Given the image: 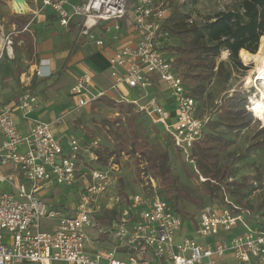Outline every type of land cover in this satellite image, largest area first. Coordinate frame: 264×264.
<instances>
[{
	"label": "built area",
	"instance_id": "obj_1",
	"mask_svg": "<svg viewBox=\"0 0 264 264\" xmlns=\"http://www.w3.org/2000/svg\"><path fill=\"white\" fill-rule=\"evenodd\" d=\"M41 9L52 10L64 28L82 19L83 35L101 23H106L107 33L120 32L119 23L132 16L138 41L112 51L108 60L113 82L110 91L119 94L117 102L132 106L153 125H161L175 149L198 172L193 150L211 118L199 116L198 100L163 51L173 40L162 27L170 14L169 4L138 0L131 7L130 0H88L83 4L41 0ZM111 22L114 24L107 25ZM15 34L16 30L6 33L0 22V62L5 55L14 59ZM96 45L107 47L103 39H96ZM50 66L49 59L42 60L35 74L51 77ZM160 84L168 94L165 103L152 92ZM123 88L135 98H127ZM70 94L76 105L61 118L91 106L106 97L107 91L95 90L92 77L83 75ZM37 104L38 97L30 91L13 103H0V183L11 188L0 191V264H264V229H251L238 205L225 199L220 210L206 206L191 225L192 220L161 194L158 180L146 172V163L140 165V193L109 200L111 172L85 165L77 138H68L67 152L51 123L34 121L26 134L20 131L16 111L26 117ZM86 147L98 161L99 142ZM251 184L253 194L264 191V181ZM57 186L76 187L75 202L58 204L41 198L39 192ZM185 222L194 236L189 230L184 232ZM238 227L245 230L233 235ZM90 231L96 240L91 239Z\"/></svg>",
	"mask_w": 264,
	"mask_h": 264
},
{
	"label": "rangeland",
	"instance_id": "obj_2",
	"mask_svg": "<svg viewBox=\"0 0 264 264\" xmlns=\"http://www.w3.org/2000/svg\"><path fill=\"white\" fill-rule=\"evenodd\" d=\"M74 1L80 3L84 0ZM155 1L160 3L165 2L169 4V7L171 6L169 0ZM237 1L176 0L175 2L186 3V11L191 13L192 21L205 23L213 18L216 13L227 8H232ZM137 2L138 0H130V6L133 7ZM12 7L16 10H23L25 5H18L13 0H0V22L3 23L7 32L13 31L11 25L14 23L17 26V31L31 25V31L29 30V33L34 43V55L31 56L27 52L23 41H16L15 34L13 46L14 59H8L5 55L0 62V103L8 104L6 102L16 101L20 95L29 91L24 86V83L27 79L35 76L33 71L38 64L37 58L39 51L42 50L40 49V43L41 41L50 39L49 44L51 50L44 52V55L49 53L53 58L55 57L58 72L52 79L43 80L39 87L32 93L38 96L41 103H53L54 111H58V113L63 112L61 110L68 109L69 105L74 106L76 101L69 95V88L74 77L77 76V72L74 68L70 69L71 67L67 66V59L72 54L82 53L85 55L88 52H92L93 49L103 52L105 48L96 45L97 35L94 33L102 31L106 23H101L89 35H83L80 28L74 31H68L66 28L61 27L56 17L48 9H41V4L37 0H27L28 11L26 13H17ZM35 11L40 15L34 13ZM42 17H46L45 24ZM120 25L119 36L123 33V27L128 25L134 28L135 31L133 32L130 29V32L134 33L132 38L134 39L135 37V39H138L139 34L135 29L132 16H128L127 19L121 21ZM106 43H108L107 40ZM177 43L173 39L163 48V51L173 61L175 67H177L174 62L175 53L166 50V47L169 45L176 46ZM42 54L40 53V56ZM240 59L247 69L234 71L231 78L226 82L218 76H215L211 81L205 83L206 91L201 101L202 109H198L199 116H209L212 119H216L217 109L222 105V103H219L226 97L241 93L248 101L246 110L252 114L254 119L252 125L244 130L232 132L224 126L219 127L217 130L226 139L233 142V145L221 156V165L227 172L228 177L225 181L220 182L222 184L220 189L215 187V185H219V182H206L207 179L198 174L193 166L194 164L187 162L185 157L176 151L161 125L155 126L149 120L141 118V120L136 121L138 126L137 133L134 136L129 127V120L133 114L118 115V113H121L120 109L102 104L99 101L78 113L79 118L67 126L68 131L66 132L79 140V144L82 147V160L85 162V165L97 169L104 168L111 172L113 183L108 190L109 200L117 196L120 198H128V196L132 197L134 194L140 193L143 180L138 166L141 165L140 160L144 161L145 159L141 151L160 153L168 150L170 163L180 189L178 205L188 217L194 218L190 222L191 225L197 222L201 210L204 207L212 206L220 210L226 205L225 199H229L241 208L244 212L245 222L251 229H259L264 225V191L253 194L251 184L253 180H258V178L264 181V150L248 151V147L251 145L255 135L264 126V117H258L253 110V100L261 98V91H264V83L263 81H257L258 69L261 67L260 63L256 59L247 63L241 54ZM228 60L229 53L223 52L219 61L227 62ZM190 86L195 87L193 84H190ZM157 90L160 94L157 96L158 98L168 99L164 90ZM125 95L129 99L135 98L129 91ZM75 114L77 115V113ZM105 120L111 121L118 132L124 133V137L126 140L128 139L127 146L131 147L130 149L133 152L136 151L134 154H129L124 151L120 156L114 155L110 157L105 163L92 159L86 146L93 141L99 142V148L96 151H110L115 147L116 141L102 123ZM170 123L172 122L170 121ZM206 131L208 130L206 129ZM135 138L138 139L135 140ZM65 149L67 152L69 151L68 146ZM95 153L97 154V152ZM159 186L160 192H162L160 183ZM5 190L11 191V188L6 183H0V191ZM39 194L41 198L53 200L58 204L73 203L78 197L76 187L70 188L65 186H57L49 191H41ZM164 197L171 202L169 198ZM188 217L187 219H189ZM44 222L43 224L46 223ZM190 224L185 222L184 232L185 230H189V235L194 236L195 232ZM244 230L242 227H238L232 231V234H240ZM89 233L91 239L96 240L94 231H90ZM92 247L99 248L98 244H93Z\"/></svg>",
	"mask_w": 264,
	"mask_h": 264
},
{
	"label": "trees",
	"instance_id": "obj_3",
	"mask_svg": "<svg viewBox=\"0 0 264 264\" xmlns=\"http://www.w3.org/2000/svg\"><path fill=\"white\" fill-rule=\"evenodd\" d=\"M169 1L170 14L163 20L162 27L178 43L176 46L166 47V50L175 53L176 69L182 73L189 88L190 84L195 85L191 87L190 92L198 100V109L201 110V101L206 91L205 83L215 76L223 79L224 82L228 81L234 71L247 69L240 59V54L242 56L246 53L253 55L259 53L260 41L264 36V0H238L232 8L216 13L205 23L192 21L191 13L186 11V3H176V0ZM76 27V25H71L69 28ZM16 41H23L27 52L31 56L34 55V43L29 32L24 31L23 28L19 30ZM223 52L229 53L227 62L219 61ZM40 81V77L35 74L29 91L34 92ZM98 101L120 109L121 113L118 115L132 113L129 127L133 135H136L138 126L136 121L144 119V116L137 113L132 106L119 103L108 96ZM247 105L248 101L241 93L223 99L222 105L217 109L216 119L209 120L206 126L208 131L205 130L203 138L194 147L193 157L199 175L206 178V182H219V185H215L217 189L222 187L220 182L228 177L221 165V156L233 145L231 140L226 139L217 130L221 126L232 132L249 128L254 119L252 114L246 110ZM102 123L113 136L116 144L113 150L96 151L98 161L105 163L110 157L120 156L124 151L129 154L136 152L127 146L128 139L126 140L124 133L114 128L111 121L105 120ZM252 150H264V126L259 129L249 145L248 151ZM141 152L145 159L140 161L146 163V172L161 184V194L171 200L179 213L188 217L178 205L180 189L170 163L168 150L160 153H148L145 150ZM138 169L141 172L140 165ZM258 180L262 182L263 179L258 178ZM188 218L194 219L193 217ZM260 228L264 229V225Z\"/></svg>",
	"mask_w": 264,
	"mask_h": 264
},
{
	"label": "crops",
	"instance_id": "obj_4",
	"mask_svg": "<svg viewBox=\"0 0 264 264\" xmlns=\"http://www.w3.org/2000/svg\"><path fill=\"white\" fill-rule=\"evenodd\" d=\"M37 1H39L41 4V0H37ZM69 1L72 4H83V3H86L88 0L81 1L80 3H76L74 0H69ZM13 10L17 13H26L28 11V7H27V5H25V8L23 10H16L14 8H13ZM48 10L56 17V20H57L58 24L60 25L58 17L56 16V14L52 10H50V9H48ZM34 13H36L37 15H40V14H38L37 11H35ZM42 18H43V22L45 24L46 17H42ZM81 23H82V19L77 18L71 23V25H76L77 27L74 29H70V28H66V29L68 31L69 30L74 31L77 28H80ZM113 24L114 23L111 22L107 25H113ZM30 26L31 25L25 27L23 30L26 29V32H30L31 31ZM11 27H12L13 31L16 30V36H17L19 34V30L17 31L16 24H12ZM105 27H106V25H105ZM105 27L102 28V31L98 32L97 31L98 29H97V30H95L97 32H95V31H94L95 33L93 32L95 35H97V37H96L97 39H103L105 41V43H106V40L108 41V43H106L107 47L103 50V52H99V51H97V49H93L92 52H88L85 55L82 53L81 54H72L69 57V59H67L68 60L67 66L71 67L70 69L74 68L75 71L77 72V76L74 77V80L72 81V84L69 88V95H71L70 94L71 88L75 84L78 77L83 76V75H90L92 77L93 87L95 90L107 91V96L109 94L108 97L111 98L112 100H118L119 99V94L117 92L110 91V88H111V85L113 82H112V79H111L110 74H109L108 60H109L113 50H115V49H117L120 46L125 45V44H134L138 41V39H135V37H134V39L132 38L134 33H131L130 29H132L133 32H135V31H134V28H131L128 25L123 27V33L121 34V36H119L120 32L107 33L105 30ZM5 32L10 33V32H7L6 29H5ZM102 36H104V37H102ZM114 36H118V39L115 40ZM49 40L41 41V43H40V49H42V50L39 51L38 58H37L38 64L35 66L33 73L35 75V71L37 70V68L40 65L42 60L49 59L50 63H51L50 68H51L53 74L49 78H44V79L40 78L41 81H40L39 85L41 84V82L43 80L52 79L55 76V74L58 72L57 71L58 69L56 67L57 63H56L55 57L53 58L51 56V54H49V53L44 55V52H49L51 50ZM40 53L41 54L43 53V54L40 56ZM33 78L31 77V78L27 79V81L25 83L23 82L24 86L27 87L28 90L31 89ZM39 85H38V87H39ZM157 89H162V90L166 91L164 89V86L160 84V85H158L157 88L155 87L152 91L153 94L156 96L160 95L159 92H157L158 91ZM127 91H128L127 89L123 88L121 92L125 95L127 93ZM131 95H133V94H131ZM167 96H168V94H167ZM39 100L40 99L38 98V104L27 114L26 117L24 116V113L22 111H20V110L16 111L17 116H18V127H19L20 131L23 134H26L29 131L31 124L34 121H42V122H46V123H51L53 132H54L55 136L57 137V139H59L62 142L64 148L66 146L69 147L68 138L71 137V135H69L66 132V131H68L67 126H69V124L71 122H73L79 118L78 113H80L82 110L79 112H76L77 115L74 113L73 115H70L69 117L67 116L65 118H61L64 113L71 111L75 107L76 104L74 106L69 105L68 109L66 108L64 110H61L63 112L58 113V111H56V112L54 111L53 103H50V102L41 103ZM165 100L166 99L162 98V101L164 103H165ZM3 103H4V101H3ZM6 103L9 104V102H6ZM10 103H13V101ZM87 108H89V107H87ZM87 108H85V109H87ZM85 109H83V110H85ZM80 117H81V115H80ZM0 139H2L1 135H0Z\"/></svg>",
	"mask_w": 264,
	"mask_h": 264
},
{
	"label": "bare ground",
	"instance_id": "obj_5",
	"mask_svg": "<svg viewBox=\"0 0 264 264\" xmlns=\"http://www.w3.org/2000/svg\"><path fill=\"white\" fill-rule=\"evenodd\" d=\"M242 58L247 63L251 62L254 59H256L260 63L261 67L258 69L257 81H263L264 83V36L261 39L259 54L253 55L246 53L242 55ZM253 110L258 117H264V91H261L260 99L253 100Z\"/></svg>",
	"mask_w": 264,
	"mask_h": 264
},
{
	"label": "water",
	"instance_id": "obj_6",
	"mask_svg": "<svg viewBox=\"0 0 264 264\" xmlns=\"http://www.w3.org/2000/svg\"><path fill=\"white\" fill-rule=\"evenodd\" d=\"M17 4L27 5V0H14Z\"/></svg>",
	"mask_w": 264,
	"mask_h": 264
}]
</instances>
